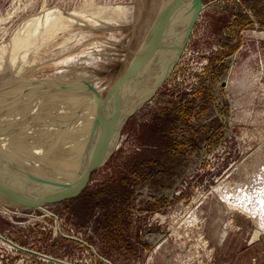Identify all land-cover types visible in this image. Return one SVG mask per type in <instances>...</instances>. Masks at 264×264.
I'll return each instance as SVG.
<instances>
[{
  "label": "rangeland",
  "instance_id": "1",
  "mask_svg": "<svg viewBox=\"0 0 264 264\" xmlns=\"http://www.w3.org/2000/svg\"><path fill=\"white\" fill-rule=\"evenodd\" d=\"M202 1L170 74L79 192L39 207L0 200V234L14 246L0 239V264H264V0ZM153 3L0 0V120L87 159L79 153L97 150L108 117L74 104L114 98L154 35L143 38ZM57 10L68 27L38 51L46 29L59 28L49 23ZM28 34L32 45L17 53ZM152 64L136 74L132 99ZM76 126L97 135L84 143Z\"/></svg>",
  "mask_w": 264,
  "mask_h": 264
},
{
  "label": "bare ground",
  "instance_id": "2",
  "mask_svg": "<svg viewBox=\"0 0 264 264\" xmlns=\"http://www.w3.org/2000/svg\"><path fill=\"white\" fill-rule=\"evenodd\" d=\"M192 8H193L192 0H154L153 6H152V10H154V14H153L154 16L152 20L148 21L146 25L147 28L145 30V33L143 34V38H145V36L148 35V33L152 29L154 30L155 27L159 26L161 21H163L164 26H165V37H163L162 39L163 41L161 40L160 44H158L159 46L157 47V50L159 49L162 43H163L162 44L163 48H161L160 51L156 50L158 55H163V56H161L162 58L157 62L158 64L156 66L151 67L152 70L149 69L151 70V72L148 70L149 73L151 74H149L147 78L145 77L146 78L145 82L142 81L144 82L145 86L142 87V90L137 89L136 92H138L139 94L137 93L138 95L136 94L137 96L136 97L134 96L135 97L134 99H132L133 98V96L131 95L132 91L130 92L131 90L130 87L133 85V83L128 84L127 90L128 88L129 90L127 91V94H126L127 95L126 98L128 99L125 101V103L123 101L122 106L120 108V113H118L116 118L114 115H112V113L114 112V109L116 108L115 104L117 102V96L120 91L119 89L121 87L122 81L124 79V75L128 68L124 70V72L122 71L123 75L120 78L118 76V79L116 83L114 84L113 89L110 92L112 97H114L112 100H109L104 103H99L94 100H84V101H78L77 103L74 104L79 110H81L83 114H85L86 112L87 114L90 112H103V113H107V115L104 117V120L107 117L110 118L111 120L113 118V123H112L113 131L112 132L113 133L115 132V133L113 134V136L110 135L111 137L110 136L108 137V141L109 140L111 141L108 147L109 151H107L105 157L109 154V152L111 151L115 143H117V138L119 134V132H117V129L121 126V123L124 117L127 114H129L132 110H135L139 104H142L149 96H151L156 91V89H158V87L163 83L166 77H168L175 63L178 61V58L184 51L185 45L187 44L189 37L191 33L193 32V31H190V21H189V18H190L189 16L192 11ZM172 9H174V11L170 12V10ZM140 12L142 11L140 10ZM168 13L169 15L167 17L169 18L168 20L167 19L165 20L164 18H166V15ZM86 14H95L94 16H89V17H92V20H94L92 22L95 24L111 26L110 23L107 22L108 18L106 17V15H104L105 11L102 15L101 13H94L93 10L87 11ZM138 14H141V13H138ZM200 15L201 13L199 14L198 17H200ZM131 17H134V15H132ZM64 19L65 18L60 10L59 11L57 10L53 16L49 17V23H53L56 21L59 28L54 27L52 29H49V28L46 29L45 34H42L43 37H40L41 41L39 42V46L37 47L38 51L41 46L43 45L48 46L47 45L48 43H52V41L55 40L54 39L55 33L59 29L68 27V24L64 21ZM99 20H103L105 22H99ZM59 36L60 35L56 37H59ZM28 37H30L29 34L26 38H24L25 40L23 41H20V40L14 41V46H15L14 48L17 53H20L22 51V50H19L20 46H22V49H23V48H26L32 45ZM56 41L57 40H55V42ZM131 53H132V50H131ZM88 55L90 56L91 54H88ZM137 55H135V57ZM75 58H77V56ZM131 59L132 58H130V60ZM84 60L87 62V59H84ZM128 65H130V63ZM146 67L147 65L144 66V68L142 67L140 72H142L143 69H145ZM148 68H150V65H148ZM140 79L142 80V78ZM132 80L134 81V83L138 81V79L135 76ZM39 83L41 85H44V89H46L47 87H50V88H53L55 91L57 90V92H59L57 87L55 88L53 87V85H46V83L43 81H39ZM136 85L137 84H135L134 86ZM138 88H140L139 85H138ZM59 96L61 99L67 102V105L69 107L67 110L72 109V107H70L71 104H69L68 101L66 100V96L62 93H60ZM0 115L3 116L5 114H0ZM86 115H85V118H88V116ZM7 119L9 118L4 116L3 118L1 117V120H0V158L7 160L15 168H17L20 171V173H22L23 176H26V178L31 180V182L35 185V188H37L38 190V191H35L34 189H30V187H28V185H26V183L23 180L19 179L17 175L18 173L16 172L15 169L10 168L0 162V171H1L0 176L1 175L5 176L3 180L0 179V200H2L3 202L6 201L7 204L9 202L10 204H13L19 207L21 205L19 204L20 202L18 203V201H14L10 199H9L10 201H8L6 196H8L9 193L10 195L17 197L16 199L19 201L22 200V196H23L22 193L27 194L28 199H29V200L28 199L26 200L27 203H34V202H38L40 198L43 199L45 195L47 196L55 195L56 193L58 192L60 193L65 189H70L71 187H74L77 184L76 180L80 172H82L84 165H86V163L88 162V158L91 156L95 157V155L102 148V145H103L102 140L104 136V130L102 129L103 134L101 136L102 138L99 140L97 150H91L89 152L83 149L82 152H80L79 154H84V155L87 154L86 157L88 158L79 159L76 157L74 149H69V148L63 149V146L60 149L58 146H56L55 144L51 142H48V141L46 142L41 139H35V138L33 139V137L27 135L25 132L17 128V126L13 125L11 122H7L6 121ZM107 119L105 121H107ZM87 123L88 121L85 122L83 125H86ZM72 125L74 126L75 124H72ZM85 127H87V129H85ZM70 130L72 131L73 129H70ZM74 131H79L82 134L87 135L85 138L81 139V140H84L83 141L84 143H89V141L92 138L94 139V137L97 135L94 133L92 126H76L74 128ZM100 131L101 130H98L97 132L100 133ZM60 177H63V178L66 177V180H64L63 182L59 181ZM4 204L6 203H3V205ZM42 204H45V203H38L37 205L35 204L32 207H39ZM0 239L3 242H5L7 245H10V247L13 245L11 241H9L7 238L2 236L1 234H0ZM45 258L47 260H51L50 258H47V256H45ZM64 264L66 263L64 262Z\"/></svg>",
  "mask_w": 264,
  "mask_h": 264
},
{
  "label": "water",
  "instance_id": "3",
  "mask_svg": "<svg viewBox=\"0 0 264 264\" xmlns=\"http://www.w3.org/2000/svg\"><path fill=\"white\" fill-rule=\"evenodd\" d=\"M193 1V8L192 11L190 13V31H192L194 23L196 22L199 14L201 13V11L203 10V6H202V0H192ZM174 11V9L170 10ZM169 15V13L166 15V18H164L165 20L169 17H167ZM156 30L154 31V35L152 36V39L150 41L149 44L146 45V48L140 53L138 54L133 61L130 63V65L128 66V69L124 75V79L122 81L121 87H120V91L118 93L117 96V102L115 104V109L114 112L112 113V115L115 116V118L117 117L118 113H120V108L122 106V103L128 99L127 97V87L128 84L133 82V78L134 76H136V74L138 72L141 71V68L146 66L147 64L153 62L154 64L152 66H156L158 63V61L162 58L161 56L163 55H158L156 52V46L158 45V43L161 42L163 35H165V26L163 21H161L160 25L155 27ZM154 40V41H153ZM132 110L129 114H127L122 123L121 126L118 128V132L120 133L124 124L126 123L127 119L136 111ZM111 121V123H110ZM113 118L112 120L110 118L107 119V121L103 122V127H104V136H103V140H102V148L97 152V154L95 155V157L91 156L88 158V162L86 163V165H84V168L82 170V172H80L78 178H77V184L74 187H71L70 189H65L62 192H58L55 195H45L42 198H40V200L38 202H34V203H27L24 200L21 202L19 200H17L15 196L13 195H9L6 196L7 199L10 200H14V201H18L19 204H23L24 206H28V207H32L35 204L37 205L38 203H52L55 201H59L62 199H66L69 198L71 196H73L74 194H76L77 192H79L86 184L87 180L89 179V177L91 176V174L102 164L105 163V161L107 160L106 157L111 154V152L115 149V145L113 146V148L111 149V151L109 152V154L105 157L107 151H109V144L110 141H108V137L110 135L113 134ZM112 133V134H111ZM111 137V136H110ZM104 149V150H103ZM0 162L3 163L4 165L13 168L16 170V172L18 173V177L19 179L23 180L26 185H28V187H30V189H34L35 191H38L37 188H35V185L31 182V180H29L28 178H26V176H23L22 173H20V171L15 168L11 163H9L7 160L0 158ZM19 199V198H18Z\"/></svg>",
  "mask_w": 264,
  "mask_h": 264
}]
</instances>
